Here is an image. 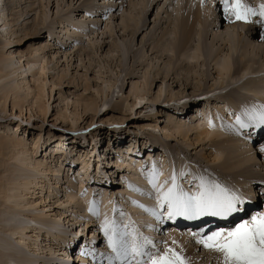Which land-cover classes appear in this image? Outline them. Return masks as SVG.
<instances>
[{
  "label": "rangeland",
  "instance_id": "1",
  "mask_svg": "<svg viewBox=\"0 0 264 264\" xmlns=\"http://www.w3.org/2000/svg\"><path fill=\"white\" fill-rule=\"evenodd\" d=\"M0 1L3 3L0 7L2 9L0 10V17H2L0 32L2 31L3 34L6 31L4 33L6 36L0 35V66L4 67L1 71L4 72L1 73L3 77L0 78V103H3L0 104V132H4V127L10 125L8 133L25 139L32 148L40 139L36 154L30 155L28 159L36 158V163L44 159L45 166L57 171L56 176L50 173L43 175L42 170L45 168H40L36 172L27 170L18 173L17 163L7 160V157L3 159L0 157V189L9 181L19 182L24 179L44 181L46 184L44 192L38 188L36 194L31 195L25 192L18 199L19 203L29 199L28 201L36 205L25 212L15 208L12 202L6 203L0 195V239H7L13 245L11 250H6L2 244L0 245V257L3 255L0 258L1 261L4 259L6 262L8 259V263L21 264L20 259L24 255V258L28 256L31 260L29 264H84L82 261L85 258L81 255V251L85 250L90 252L88 256L90 261L92 260L91 264H102L99 254H108L109 249L100 231V220L93 217L88 224L89 212L85 208V205L93 199L100 205L103 203L108 205L111 210L110 219L115 217L119 220L121 211L124 213L123 223L127 218L136 216V219L132 220L135 221L133 226L143 235L151 237L162 249L163 244L168 242L166 238L174 232L173 229L171 230L172 225L166 226L167 219L163 222L164 224L157 223L153 217L133 205L132 202L138 200L141 205L143 202H150L152 208L156 206L155 194H152L151 199L147 196L148 182L141 185L144 195L140 194L139 199L136 197L137 193L131 191L128 185L147 177L153 167L160 175L166 176V180H170L176 166L182 165L185 175L178 179V182L186 190L194 188L193 177L201 173L211 174L229 187L235 188L236 180L222 178L221 172L215 169L216 146L211 144L210 140L197 141L192 133H189L185 139L179 136L168 138L163 129L170 125L168 120L173 122L180 118L182 120L180 122L185 124L186 129L195 127L197 124L201 126L204 123L205 126L201 127L213 129L216 133L220 132L218 135L221 138L218 141L227 138L225 123L230 121L234 123L236 114L244 108L243 106H251L252 102L259 104L258 97L255 96L256 99H254L252 90H264V82L257 81L264 79V28L261 29L258 24L249 25L252 31L258 33L257 41L254 43L258 50L255 49L257 56L253 68L254 71L259 68L262 71L247 72L239 81L236 80L240 76L238 75L236 79L235 77L232 79L233 83L229 84L225 77L220 76L215 62L207 60L190 72L186 68L180 69L178 66L180 64L176 63L172 53H168L175 59L171 64L169 58L161 57L160 53L154 54L151 51L152 47L149 45L151 41L148 39L152 37L157 44L165 29L168 26L169 30L173 28L171 23L175 22L176 8L181 0H157L155 5L150 6L146 15L144 14L146 27L142 34L138 33L141 31L139 30L134 37L128 36L123 31L122 22L128 17L136 16L138 19V11L142 6L141 0ZM185 2L195 8L200 7L204 13L206 10L218 17L224 16L218 0L214 2L213 0H185ZM250 2L256 3L253 0ZM202 11L200 14L204 16ZM222 25L219 29L221 33L228 28L230 33H240L241 37L246 36L245 32L249 27L238 21L234 25L231 24L232 26L225 22ZM231 28H236V32L234 29L231 31ZM198 29L197 25L196 31ZM212 36L210 32L207 38L202 39L208 48L211 47ZM197 37L199 36L196 32L195 40L189 47L192 51L197 45ZM125 45L129 46L128 49ZM116 46H121L122 52L116 50ZM213 48L215 52H220V48L223 50L222 58L229 54L228 47L225 48L220 43ZM135 54L138 55V59L133 58ZM177 59L183 58L177 57ZM173 64L176 69L170 73L176 72L181 76L170 74V78L165 79L164 71L171 70ZM158 70L163 71L164 74L158 75L156 72ZM185 75L193 77V80H190L192 81L190 88L173 79L182 78ZM250 81L257 82L256 85H250L248 88L250 91L241 89L244 83ZM221 85L225 88L224 90L220 89ZM10 89L17 91L12 92ZM210 90L213 92L206 93ZM231 91L236 92L234 98L239 105L240 97L243 96L247 97L249 102L241 103L242 106H239V109L232 108L231 99L226 98ZM207 96L221 98L217 101L210 100L211 102L208 103ZM138 98L145 99L142 107H139ZM37 99L42 111L35 106ZM14 100L17 105L13 109ZM216 107L223 113L217 114L218 117ZM200 113L203 114L204 122H200L202 120L199 117ZM210 120L213 125L211 128ZM238 137L245 139L244 144L247 147L245 149L257 152L256 167L251 164L245 167L246 169L251 167L250 170L254 173L258 172L259 177L258 181L254 182L253 191L255 186L258 187L254 191V197L252 195L255 200L249 199V208L245 207L246 210L237 215L239 217L235 222L242 217L247 218L258 206L264 208L261 202L264 200V166L262 167L264 156L260 149H257L264 141V128L247 129V132L245 130ZM252 138L254 141H251ZM61 150L67 151L71 156L67 162H63ZM124 154H128L125 158L134 156L133 160H129V163L134 164V168L129 169L126 166L128 162L123 168L112 165L117 160H125L122 159ZM86 155L89 157L90 165L88 172L82 170V164L79 162L81 157L84 159ZM222 156H225V153ZM72 158L78 159L79 163L71 162ZM62 162L64 167L60 169ZM70 167L72 169L68 176L71 179L68 182L66 177ZM80 175L82 177H79ZM54 181L59 182L58 186ZM81 181L83 185L80 184ZM257 182L262 183L257 186ZM71 183L74 184L72 191ZM242 185L244 188L247 187L245 184ZM49 186L55 190L54 196L51 195ZM85 190L86 195L82 197L81 193ZM69 191L73 197L75 196L71 202L67 197L70 196ZM113 208L116 209L115 212ZM13 210L20 212L17 225L25 224L37 230L41 229V232L36 234L33 230L27 232L26 246H20L17 241L22 237L21 234L15 235L10 231L14 224L8 221V216ZM37 217L41 219V222L37 220ZM47 223L56 224V229H52L51 234H53L49 236L47 230L52 226ZM161 224L165 229L159 232L157 228ZM188 232L190 233L187 231L186 234ZM57 234L74 242L64 245L62 241L58 247L59 245L53 239ZM189 240L193 242L192 239ZM34 244L42 250L34 251ZM46 244L47 247H45ZM91 250L95 251V258ZM200 250L197 254L202 256L201 253L206 250L202 248ZM5 252H7L6 257ZM18 253L20 256L17 255ZM13 255L18 257L15 258ZM11 257L12 260L15 259L12 261ZM206 259L203 258L204 263L213 261L211 264H215V260L207 261ZM4 260L0 261V264Z\"/></svg>",
  "mask_w": 264,
  "mask_h": 264
},
{
  "label": "bare ground",
  "instance_id": "2",
  "mask_svg": "<svg viewBox=\"0 0 264 264\" xmlns=\"http://www.w3.org/2000/svg\"><path fill=\"white\" fill-rule=\"evenodd\" d=\"M158 1L157 0H141L142 6H141V9L138 11V19H136V16L128 17L124 22H122L123 31H125L128 34V36L130 35L132 37H134L139 30H141V31H139L138 33L142 34L143 29L146 27V21L144 20V16L146 15L145 13H147L148 9L150 8V6L152 4L155 5ZM210 2H212V1H210ZM213 2H214V0H213ZM2 4H3L2 1H0V7H1ZM198 5H199V3H198ZM0 10H2V9L0 8ZM201 11L202 10H201L200 7L195 8V6H189L188 3L186 4L185 0H181L180 5L178 6V8H176L175 14L177 15V17L174 20L175 22L171 23L173 25V26L171 25L173 28L172 29L170 28L171 30H169V26H168L165 29V31L163 32L162 37H161V39L159 40V42L157 44L154 43V41H153L154 39L152 37H150L148 39L149 41H151L150 44H149L152 47L151 51L154 54L155 53L156 54L160 53L161 57L165 56V57L169 58V63H171V64L176 59V63L178 62V64H180V65L177 64L178 66H180V69L186 68V70H188L190 72L193 71V69L198 68V66H201V64H204L207 60H209L210 62H215L216 66H217V70H218L220 76L225 77L228 80L229 84L233 83L232 79L234 77L236 79V77H238V75H240V76L238 77L239 79L238 78L236 79L237 81L241 80L243 78L244 74H246L247 72L256 73L257 70H259V72L262 71L260 68L257 69V70L255 69V71H254V68H253V66L256 64L255 57L257 56L256 50H255L257 48L254 46V43H256L257 37H258V33H256L255 31H252L250 29L249 25H253V24H247L249 27L247 28V30L245 32L246 36H244V37H241L240 33L239 34H235V33L232 34V32L230 33L229 32L230 30L228 28L227 29L225 28V30H227V31H225L224 33L223 32L221 33L219 31V29H220V27L223 26L222 24L224 22L228 23L230 25L231 24L234 25V23H236V21L225 19L224 16L218 17L217 15H213L211 12H207L206 10H205V13L202 11V13H204L203 14L204 16H201V14H200ZM140 15H141V18H140ZM185 16H187V18ZM1 21H2V17H0V22ZM240 23H242V22H240ZM244 24L245 23H243V25ZM3 25H2V27H3ZM139 25H141V28H139ZM197 25L199 26L198 31H196ZM227 27H229V26H227ZM260 28L262 29V27H260ZM0 29H2L1 26H0ZM231 29H232L231 31H233L234 28H231ZM235 29H234V31L236 32ZM36 30H38V29H36ZM1 32H0L1 36H3V37L6 36L4 34L6 31H4L3 34ZM196 32H197V36H199V37H197L198 38L197 39L198 42L196 43L197 45H195V47L193 48V51H192V48H189V47H190L191 42L195 40L194 37L196 36ZM210 32L212 33L213 36H212V43L210 45L211 47L208 48L207 45L206 46L204 45L202 39L203 38H207V35ZM213 43H215V45ZM218 43H220L221 46H224L225 48L228 47V50H229L228 51L229 52L228 56H226V57L224 56L223 58L221 57V53H223V50H221V48H220V52L216 51L217 52L216 53L214 51L213 47L216 46ZM16 44H17V42H16ZM128 47H127V45H125L126 49H128ZM115 48H116V50L122 52V47L121 46H116ZM168 53H172L173 54L172 56L175 59H173L172 56H169ZM137 57H138L137 54L133 55L134 59H138ZM177 57H182L183 59L180 60V59H177ZM139 59H140V57H139ZM36 62H38V61L36 60ZM11 64H12V62H11ZM2 68H4V67L0 66V78L3 77L2 76L3 74L1 75V73H4V72H1L3 70ZM175 69L176 68H175V66L173 64V68H171V70H167L166 72L164 71V73H166L165 74V79L168 78L170 76V74H171L170 72H173ZM156 72H157L158 75H161V76L164 74V73H162L163 71L160 72L158 70ZM196 74H198V73H196ZM171 75L172 76H174V75L181 76V74L178 75L176 72L172 73ZM200 77H203V76H200ZM180 78L181 77H178V78L175 77L173 79H175L177 82H181L187 88L191 85L192 81L190 82V80H193V77H190L188 75H185L181 79ZM254 81L253 82L250 81V82L244 83V85L241 87V89H245L246 91H250L248 89V88H250V85L251 84H255L256 85V83H257V82L255 83ZM257 81H258V83H262V82H264V79L262 78V80L259 79ZM148 85L151 86V84H148ZM258 85L259 84H257V86ZM16 89L15 90H11L10 89V90L12 92H15V91H17ZM220 89L224 90L225 88H223V86H222V87H220ZM213 90H216V89H213ZM217 90H219V88ZM212 92L213 91L210 90L209 92L207 91L206 93L209 94V93H212ZM251 92H252V94H254V96H253L254 99H256L255 96L258 97L257 101L259 102V104H264V90L256 89V90H252ZM234 95H236L235 91H231L230 93H228L226 95V98L228 100L231 99L230 105L232 106V108L239 109V106H242L241 103L249 102L247 97L243 96V97H240V99H241L240 102L241 103L239 105L238 101L234 98ZM19 98L21 99V97H18V99ZM39 98H40V93L38 95V99ZM218 98L219 97H215V96L214 97L211 96V97L208 98V96H207V99H208L207 102L210 103L211 101H217ZM38 99H37L36 103L35 102L34 103H35V106H37L38 109L41 110L42 109L41 106H40L41 104H40V102H38ZM138 100H139V107H142V105L144 103L143 101L145 99L144 98H138ZM250 101H253V100H250ZM253 103L254 102H252V104H250V105H253ZM0 104H3V103H0ZM16 105H17L16 104V100H14L13 101V105H12L13 109L15 108ZM133 106H132V108H133ZM246 106H248V104ZM243 107H245V106H243ZM217 114H223V113H222L221 110H218L217 107H216V116L218 117ZM202 115H203L202 113L199 114L200 119H202L201 121L199 119L200 122H204L203 121L204 119H203ZM171 119H175V118H171ZM195 119L197 120V118H195ZM168 121H169L170 125L166 126V128L163 129V131H165V136H167L168 138L169 137H178L179 136L180 138L185 139V138L188 137L189 133H192V135H195L194 137L196 138L197 141L210 140L212 142L211 144L216 146V153H217L216 155H217V157L214 160L215 169H217V170H219V172H221L222 178H224V179L230 178V179H233L234 181L236 180L235 181L236 184H235V188L234 189H238L239 193L244 198H246L245 207H246V209H248L249 208L248 202L250 201L249 199H252L251 201L255 200V199H253L254 193H255L254 191L256 189H258V187L256 188V186H255V190L254 191H253V188H254V185L256 183V180L258 181L259 174H258V172L254 173L252 170H250L251 167H249L250 169H246L245 166L251 164L252 166L256 167L255 159L257 158V152L254 153V151L252 149H245V147H246L245 146L246 144H244L245 139H243V140L240 139L238 137V135H236L235 133H233L232 131H230L228 129L227 126L232 124V122L230 121V123L229 122L225 123L224 129H225L226 133L228 134V137L226 135L222 134L223 136H225L227 138H224L222 136L224 139H222L221 141H218L219 138H221V136L218 135L220 132L216 133V132H214L215 130L213 131V129L201 127L204 123L201 126L199 124H197L199 126H197V125L195 126L194 125L195 127L191 126V128L186 129L185 128V124L183 125V122H180V121H182L180 118H179V120H178V118L175 119V121H173V122L170 121V120H168ZM9 126L10 125H6L4 127L5 131L4 132H0V157L2 159L7 157V160H13L15 163H17L19 165V170L17 171L18 173H23L24 171H27V170H35V172H36V170H38L40 168L41 169L45 168L44 170H42V172H43L42 174L43 175L49 174V173L51 175H55L57 171L51 170V168H49L48 166H45L46 164L45 165L43 164L44 163V159H43V161H38L37 163L35 161L36 158L28 159V157L30 155L36 154V151L39 148L38 144L40 142V139L35 143L34 147L32 148V146L28 145L25 142V139H22L18 135H14L12 133L9 134L10 133V132L8 133ZM203 126H205V125H203ZM250 131L252 132V130H250ZM246 132H247V130H246ZM168 133H170V134H168ZM253 134H254V132H253ZM251 141H254V139L252 138ZM261 147H264V141L262 142V144L260 143V145L258 146L257 149H261ZM57 152H59V151H57ZM60 152H61V154L64 157L63 162H67L68 159H70L71 156L65 150H61ZM224 153H225V156H222V155H224ZM261 154L264 156V152H262ZM127 155L128 154H124V156L122 157V159L124 158L126 161L125 160H123V161L122 160H117L112 165H114V166L118 165L117 167L123 168V167H125L124 166L125 163L128 162V164L126 166L129 169L134 168V164L133 163H129V160H133L134 156H131L130 157L131 159L129 157L125 158V157H127ZM253 155H254V157H253ZM88 158L89 157L86 155V157L84 159H82V157H81V161L79 160V162L82 164V170L85 171V172H88L89 168H90V165L88 163ZM74 159L75 158H72L70 161L71 162L72 161L73 162H75V161L78 162L77 161L78 159L77 160H74ZM256 160L258 161V159H256ZM63 162L59 166L60 169H62L64 167ZM263 166H264V164L262 165V167ZM66 167H68V166H66ZM71 169L72 168L70 167L67 170L68 174H67L66 179H68L67 180L68 182H69V179H71V177L68 176L69 172L71 171ZM184 170L185 169H184V167L182 165L179 164V166H176L175 172H176V175H177L178 179L183 177L180 174H181V172L184 173L185 172ZM34 175H35V173H34ZM87 176H88V174H87ZM159 176L161 177V178H159V182L160 183H163L167 179V177L164 176V175H159ZM79 177H82V175H80ZM190 181H192V180L190 179ZM54 182H55V185L58 186L59 182L58 181H54ZM146 182H148L147 181V177H144L141 180L138 179V181H133V182H131L128 185H131L134 188L141 190L143 188V187H141V185H144V183L146 184ZM261 183L257 182L258 185L257 184L256 185L260 186ZM71 184L72 185L70 187L71 188L70 190L72 191V190H74V187H73L74 184L73 183H71ZM80 184L83 185V182L81 181ZM242 184L247 185V187L244 188V186ZM242 187H243V191H242ZM38 188H40L42 190V192H44V190L46 188L45 182L44 181L36 182V181H33V179H24V180L19 181V182L18 181H15V182H10L9 181V182H7V185L5 184L0 189V195H2L1 196L2 200L4 199V201L6 203H8V202L11 203L12 202V204H13V206L15 208L20 209V210L25 212V210H28V208L33 207V205H34L33 202L28 201L29 200L28 199V200H24L22 202L20 201V203H19L18 199H20L22 194L23 193L25 194V192H26V194L29 193L31 195L36 194V190ZM48 188H49V191L51 192V195L54 196L55 195V190L52 189L50 186ZM71 191L68 192V194H70V196H67L69 198L70 202L75 197V196L74 197L72 196ZM146 191H147V196H148V193L151 192V187H150L149 184H148V187H147ZM20 192H22V193L20 194ZM133 192L137 193L136 197H138V199H139L140 193L136 192V191H133ZM126 193H127V191H126ZM145 195H146V193H145ZM252 195H253V197H252ZM136 202L138 204H141L138 200ZM149 203L150 202H148V203H144L143 202L142 205H144L145 207H148V208H152V206ZM35 206L36 205H34V207ZM99 207H100V218H99L100 221L99 222L101 223L104 220L105 216H107L110 219L111 210H110V208H108V205L103 203L102 205L99 204ZM85 208H86V211L88 212V205L87 204L85 205ZM140 210L142 212H144L142 209H140ZM19 213L20 212L17 211V210H15V211L13 210V212L9 213L8 221L12 222V224H14V226L12 228H10V231L13 232V234H15V235L16 234L17 235L21 234L23 238L21 237L17 241H18L20 246H26L27 245L26 242H27V238H28L27 232L33 230L35 232V234H36L38 232H41V229L38 228L39 230H37V229H35L33 227L31 228L29 225H25V224L24 225L23 224H20V225L18 224L19 225L18 226L17 225V221H18L17 218L19 217ZM55 214H56V212H55ZM238 214L233 215L231 217L229 226H231L237 220V215ZM37 216H41V215H37ZM93 217L94 216L90 215V213H89V216L87 218L88 224H90L89 220L93 219ZM134 217L127 218L125 220L124 224H131L133 226L135 221H132V220L136 219V216H134ZM179 218L180 217L176 218L175 221L167 220L166 226L169 225V227H170V224H171L172 225L171 230L173 229L174 232L173 233L171 232L169 234V237H168L169 239L166 238L168 242H165V243H167L169 247L176 248L177 251H179L181 248H183L184 255L189 257L193 261V264H211L213 261H211L210 263L209 262H205L204 263L203 258H207L206 259L207 261L208 260H215L214 259L215 254L209 253L208 251H204V252L201 253L202 256L198 255L197 253H199L201 251L200 250L201 247L199 245L195 244L193 236H192V233L193 232H198L201 229H205L207 231H212V230H214V228L216 226V221L212 220V219H208V220H206L204 222L203 221H199V220H191V221H189V220H184L182 218L184 222L180 223L179 222ZM94 219H95V217H94ZM37 220L40 221L41 219L39 217H37ZM207 223L209 225H207ZM48 225L52 226V227H49L48 230H47V233H48V236H49V235L53 234V233L51 234V230L56 227V224L49 223ZM177 225L181 226V229L178 228ZM183 227H187V228H183ZM163 228H164V226L161 224V226H158L157 230L160 232V231H162ZM187 231H190V233L189 232L187 233L188 235L186 234ZM35 236L37 237V235H35ZM188 238L192 239L193 242H190V240ZM53 239L55 240L56 244L59 245L58 247H60L62 241H63L64 245H67L68 243L74 242V241H70V239H67L66 237H63V235H61V234H57V236H54ZM66 239H67V241H66ZM173 241H175L176 243L173 244L172 243ZM1 244H2V246L5 247L6 250L13 249V245L7 239H0V245ZM69 246H71V245H69ZM45 247H47V244H46ZM33 248H34L33 249L34 251H41L42 250V248L40 249L35 244L33 245ZM44 250H47V249H44ZM50 251H52V249H50ZM19 252L21 253L22 251L20 250ZM6 253L7 252H5V257H6ZM20 253H18L17 255L20 256L19 255ZM2 256L0 258H2ZM7 256H8V254H7ZM13 256H15V255H13ZM18 256H15V258L18 257ZM23 256H21V259L20 258H17V259L21 260L20 261L21 264H29L31 262V260L28 258V256H25V258ZM12 257H11V260H12ZM15 258H13V260ZM84 258H85V260L82 261V262H84V264L85 263L86 264H91L92 260L90 261V259H89L90 257L89 256H87V257L84 256ZM16 260H15V262H16ZM7 261H9V260L7 259ZM7 261L5 262V260H4V262L2 264H11V262L8 263ZM17 261H19V260H17ZM78 263H79V261H78ZM215 264H216V260H215Z\"/></svg>",
  "mask_w": 264,
  "mask_h": 264
},
{
  "label": "snow or ice",
  "instance_id": "3",
  "mask_svg": "<svg viewBox=\"0 0 264 264\" xmlns=\"http://www.w3.org/2000/svg\"><path fill=\"white\" fill-rule=\"evenodd\" d=\"M225 19L245 24H258L264 28V0L251 3L250 0H219ZM212 127V121H209ZM236 135H241L250 128H264V104H253L244 107L236 114L234 123L227 126ZM264 152V147H261ZM160 173L153 167L147 176L151 192L155 194L153 208L145 207L133 201V205L141 208L153 217L157 223L165 219L175 221L180 217L184 220H198L202 217H216L227 220L245 209L246 200L239 193L219 179L205 173L193 177L194 188L186 190L179 182L175 172L170 180L159 182ZM181 176L185 173L181 172ZM129 189L144 193L129 185ZM85 192L81 193L83 197ZM116 209L113 208V212ZM90 215L100 218L99 202H89ZM120 219L105 216L100 223V231L109 249V253H100L106 264H193V261L179 251L169 247L167 243L158 246L151 237L140 233L131 224H124V213ZM194 242L203 250L215 254L216 264H264V211H257L247 218H241L230 227H220L212 231L201 229L192 233ZM173 244L176 242L173 241ZM89 251L82 250L81 255L88 256ZM93 258L95 251L91 250Z\"/></svg>",
  "mask_w": 264,
  "mask_h": 264
}]
</instances>
